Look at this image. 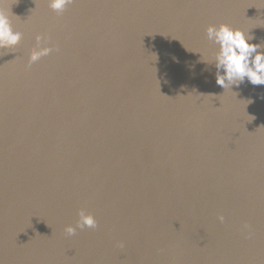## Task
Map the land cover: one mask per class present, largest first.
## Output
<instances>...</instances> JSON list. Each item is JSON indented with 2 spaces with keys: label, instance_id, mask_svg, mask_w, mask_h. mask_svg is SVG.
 <instances>
[{
  "label": "water",
  "instance_id": "water-1",
  "mask_svg": "<svg viewBox=\"0 0 264 264\" xmlns=\"http://www.w3.org/2000/svg\"><path fill=\"white\" fill-rule=\"evenodd\" d=\"M0 9L23 34L0 49L2 264H264V85H218L206 36L264 44V0ZM82 208L99 226L69 236Z\"/></svg>",
  "mask_w": 264,
  "mask_h": 264
},
{
  "label": "clouds",
  "instance_id": "clouds-1",
  "mask_svg": "<svg viewBox=\"0 0 264 264\" xmlns=\"http://www.w3.org/2000/svg\"><path fill=\"white\" fill-rule=\"evenodd\" d=\"M72 0H49L50 7L57 13L63 12ZM207 40L215 46L212 62L216 69V83L224 89L239 86L247 80L252 85H264V44L252 43L255 37L230 24H210L206 28ZM23 34L14 31L8 16L0 9V49H16L21 44ZM36 44L28 55L29 65L53 52V47L46 46L48 38L36 35ZM76 225H68L65 232L69 236L76 234L77 229H96L99 222L95 215L80 209ZM224 216H220L221 223ZM247 227V226H246ZM252 233H249L251 236ZM119 246L125 245L120 242ZM2 264V262H0Z\"/></svg>",
  "mask_w": 264,
  "mask_h": 264
}]
</instances>
